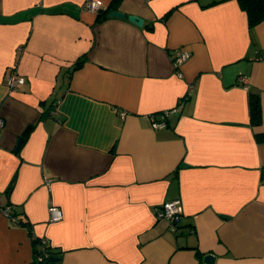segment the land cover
<instances>
[{
    "label": "crops",
    "instance_id": "0c3cea01",
    "mask_svg": "<svg viewBox=\"0 0 264 264\" xmlns=\"http://www.w3.org/2000/svg\"><path fill=\"white\" fill-rule=\"evenodd\" d=\"M84 1L0 0V264H33L29 230L58 264H264V20L237 0H101L126 16L97 20ZM176 198L172 230L155 212Z\"/></svg>",
    "mask_w": 264,
    "mask_h": 264
},
{
    "label": "built area",
    "instance_id": "2783aa9c",
    "mask_svg": "<svg viewBox=\"0 0 264 264\" xmlns=\"http://www.w3.org/2000/svg\"><path fill=\"white\" fill-rule=\"evenodd\" d=\"M82 8L88 11L98 13L104 10L106 8V5L101 0H85L82 4ZM190 55H191L190 51L186 49H177L173 52L172 63L179 77L181 76V73L178 71V69L183 64V62L190 57ZM239 79L244 80L242 76L239 77ZM6 82L9 88L15 89L18 85L24 83V78L21 75L17 74L16 72H12L9 75H7ZM175 111H176L175 108L163 111L159 120L157 119L152 120V126L154 128L166 127L167 116ZM3 123H4L3 118L0 116V128L3 126ZM44 180L47 185L50 184L49 178L44 177ZM2 211L11 221H14L15 218L10 214L9 206L3 208ZM48 212H49L50 221H59L63 217L62 210L53 203L49 204ZM155 214L157 218H162L167 220L170 224L171 229L176 230L177 225L179 224L183 216V205L181 199L176 198V199L164 201L161 205H159V207H157ZM41 243H42V247L48 245L47 241L42 238H41ZM43 258L44 257L40 255L36 257V260L43 261Z\"/></svg>",
    "mask_w": 264,
    "mask_h": 264
},
{
    "label": "trees",
    "instance_id": "16d2710c",
    "mask_svg": "<svg viewBox=\"0 0 264 264\" xmlns=\"http://www.w3.org/2000/svg\"><path fill=\"white\" fill-rule=\"evenodd\" d=\"M121 0H113L111 7H116ZM240 6L245 10L247 14V20L249 27L254 26L258 22L264 20V0H237ZM110 8L106 7L104 10L97 13V20L105 19L109 17ZM83 59H78L74 65L77 68L81 65ZM249 106H250V119L253 124H258L261 121V106L259 101V96L255 92H250L249 95ZM11 187L9 186L7 190ZM7 207V206H6ZM5 208L2 206V209ZM10 214L15 218L14 224L26 225V223L21 222L16 218L14 212L10 209ZM31 236V242L33 245V264H43V262L50 256H58L49 245L42 247L41 238L33 235L31 230H29ZM42 255L43 261H37L36 257ZM49 264H58L57 261L49 262Z\"/></svg>",
    "mask_w": 264,
    "mask_h": 264
},
{
    "label": "water",
    "instance_id": "95a60500",
    "mask_svg": "<svg viewBox=\"0 0 264 264\" xmlns=\"http://www.w3.org/2000/svg\"><path fill=\"white\" fill-rule=\"evenodd\" d=\"M109 16L111 17H120V18H123L126 16V14L124 12H121V11H111L109 13ZM128 19L132 22H134L135 24L137 25H141L142 22H143V19L137 15H132V14H129L127 15ZM23 138L20 137L17 141V145L15 147V150H18L19 146L21 145V142H22ZM214 259H215V256L211 253H207L204 255L203 257V261L207 264H213L214 262ZM59 260V257L58 256H50L48 257V259H46L43 264H49V262H53V261H57Z\"/></svg>",
    "mask_w": 264,
    "mask_h": 264
}]
</instances>
